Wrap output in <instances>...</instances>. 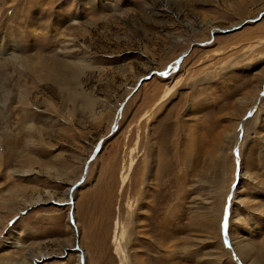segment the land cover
Instances as JSON below:
<instances>
[{
	"label": "rangeland",
	"instance_id": "1",
	"mask_svg": "<svg viewBox=\"0 0 264 264\" xmlns=\"http://www.w3.org/2000/svg\"><path fill=\"white\" fill-rule=\"evenodd\" d=\"M0 264H264V0H0Z\"/></svg>",
	"mask_w": 264,
	"mask_h": 264
}]
</instances>
